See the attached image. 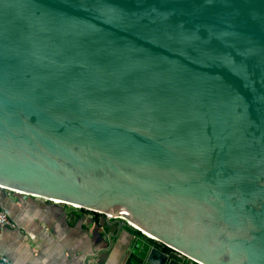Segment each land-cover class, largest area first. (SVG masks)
<instances>
[{
  "label": "water",
  "instance_id": "water-1",
  "mask_svg": "<svg viewBox=\"0 0 264 264\" xmlns=\"http://www.w3.org/2000/svg\"><path fill=\"white\" fill-rule=\"evenodd\" d=\"M0 188L264 264V0H0Z\"/></svg>",
  "mask_w": 264,
  "mask_h": 264
},
{
  "label": "crops",
  "instance_id": "crops-1",
  "mask_svg": "<svg viewBox=\"0 0 264 264\" xmlns=\"http://www.w3.org/2000/svg\"><path fill=\"white\" fill-rule=\"evenodd\" d=\"M12 227L0 228V254L11 264H125L138 235L125 220L0 188Z\"/></svg>",
  "mask_w": 264,
  "mask_h": 264
},
{
  "label": "built area",
  "instance_id": "built-area-1",
  "mask_svg": "<svg viewBox=\"0 0 264 264\" xmlns=\"http://www.w3.org/2000/svg\"><path fill=\"white\" fill-rule=\"evenodd\" d=\"M55 203H59V204H63L62 202L58 201V200H53ZM72 207L74 208H77V209H80V207H76V206H73ZM88 210V209H86ZM88 211H91V210H88ZM94 212L95 214H100V215H103L105 216L107 219H110V220H114V219H120V220H125L126 223L129 225V227L133 228V229H136V226L132 223L131 220L129 219H126L125 217L121 216V215H117L113 212H105V213H102V212H99V211H92ZM13 224H12V220L10 219L8 213L0 206V228H6V227H12ZM152 238V237H150ZM0 264H11L10 260L1 255L0 254Z\"/></svg>",
  "mask_w": 264,
  "mask_h": 264
},
{
  "label": "trees",
  "instance_id": "trees-1",
  "mask_svg": "<svg viewBox=\"0 0 264 264\" xmlns=\"http://www.w3.org/2000/svg\"><path fill=\"white\" fill-rule=\"evenodd\" d=\"M80 209H82V208H80Z\"/></svg>",
  "mask_w": 264,
  "mask_h": 264
}]
</instances>
